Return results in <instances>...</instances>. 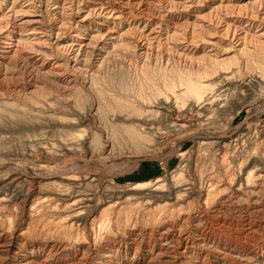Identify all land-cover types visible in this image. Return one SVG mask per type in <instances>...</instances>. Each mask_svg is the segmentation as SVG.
<instances>
[{"label": "rangeland", "instance_id": "rangeland-1", "mask_svg": "<svg viewBox=\"0 0 264 264\" xmlns=\"http://www.w3.org/2000/svg\"><path fill=\"white\" fill-rule=\"evenodd\" d=\"M43 1L31 9L41 17L39 32L52 36L42 47L19 44L8 57L1 48L8 27L0 25V264H264V46L221 63L203 60L204 31L192 23L210 13L211 0ZM137 3L136 16L156 36L143 53L114 43L124 48L110 45L114 55L101 67L94 45L76 59L68 51L71 34H86L82 25L87 32L102 27L100 34L119 29L102 23L96 7L121 4L129 12ZM9 4L0 0V15ZM71 11L91 14L75 27ZM188 81L204 86L200 99ZM205 97L213 101L202 103ZM201 127L231 133L223 140L187 137L173 156L140 159L123 174L83 165L71 177L39 183L1 169L10 163L59 172L85 161L165 155L175 138Z\"/></svg>", "mask_w": 264, "mask_h": 264}, {"label": "bare ground", "instance_id": "bare-ground-1", "mask_svg": "<svg viewBox=\"0 0 264 264\" xmlns=\"http://www.w3.org/2000/svg\"><path fill=\"white\" fill-rule=\"evenodd\" d=\"M8 0H2V4L7 2ZM43 1V0H42ZM51 1V0H50ZM81 1V0H80ZM118 1V0H117ZM128 1V0H127ZM158 1V0H157ZM164 1V0H163ZM170 1V0H169ZM167 1V2H169ZM172 1V0H171ZM199 0H197L198 2ZM44 2V1H43ZM42 2V3H43ZM47 2V0L45 1ZM49 2V1H48ZM60 2V1H59ZM71 2V1H70ZM69 2V3H70ZM86 2V1H85ZM94 2V0H93ZM130 2V0L128 1ZM134 1H131V3H133ZM137 2V0H136ZM135 2V3H136ZM140 2V1H139ZM145 2V1H143ZM150 2V1H149ZM162 2V1H161ZM160 2V3H161ZM186 2H188L186 0ZM209 2V1H208ZM35 3L34 0H10V4H9V9H7L6 12H4L2 15H0V25L1 24H5L7 25V30L5 31L4 35H3V40L4 42H2V50L3 52L8 56V55H15L17 53H19V51L16 50L17 47H19V44L21 46V44L25 45L24 43H29L32 44V46H37V47H42L44 44L43 42L47 43L48 41H50L52 39L51 34H44L42 32H39V23H40V15L36 12L31 10L32 8H36L35 7ZM68 3V2H67ZM79 4V2H77ZM76 3V4H77ZM88 3V2H87ZM111 3V2H110ZM123 3V2H122ZM121 3V4H122ZM154 3V2H153ZM166 3V2H165ZM174 3L176 2H172L170 3L172 6V10H174L176 7L174 6ZM180 3V2H178ZM182 3V2H181ZM180 3V4H181ZM199 3V2H198ZM204 3V1H203ZM38 4V3H37ZM39 4H41V1H39ZM44 4V3H43ZM49 4V3H47ZM46 4V5H47ZM65 4V3H64ZM83 4V3H82ZM81 4V5H82ZM121 4H112V5H108V6H98L95 8V11L97 12L96 17H98L102 23L103 22H108L110 21L111 23H115V24H119V29H117L116 31L113 30H105L104 32H102L100 34V29H96L94 31H89L87 32L86 29H89V26H84L82 25L83 30L86 33L83 37L79 36V34H71L72 38H67L66 39V43L71 42L72 43L70 45H67L68 51L70 50V52L75 53L74 58L76 55H78L81 51L82 48H87L91 45H94L90 51H92L93 49H97L99 51V55L98 57H95L93 59V62H95V64L97 65V63L99 64V66H103L106 65L110 62V58L112 57V55H114L113 50L109 53L107 51V49L110 47V45H120V44H114V43H122L127 41L129 42V44H127V48L131 51V52H135L137 53L138 51L142 52L146 50V44L145 42L148 41V39L152 36L151 33L149 31L146 32L147 30V26L140 21V19H138V16L136 15H141L140 11V4H142V2L135 4L134 6H131V10L129 9V7H127V10L129 9V12H126L124 10V7ZM156 4V3H155ZM167 4V3H166ZM201 4V3H200ZM210 4V3H209ZM214 7L211 8L210 13L208 15H204L202 14V16L200 15H196L194 16L195 21L192 23L193 24L192 28L193 30L198 27L200 28L203 32V36H199L200 38V44L202 46V51L204 53V59L203 60H211L209 62L211 63H216L219 62L221 63L222 61H226V60H232L233 58L236 57H240L246 54L251 53L252 51H255L259 46H264V32L261 31L263 23H264V0H227L226 3L224 4V2L222 0H211V5H214ZM54 7L52 9H55V11H57L56 9L59 8V4L57 2L54 3ZM75 5V4H74ZM92 5V4H91ZM96 5V4H94ZM134 5V3L132 4ZM149 5V3H148ZM165 5V4H164ZM169 5V3H168ZM179 5V4H178ZM185 7L187 6L186 3L183 4ZM195 5V4H194ZM198 5V4H197ZM208 5V4H207ZM62 6V4L60 5ZM83 6V5H82ZM125 6V5H124ZM151 6V5H150ZM158 6V4H157ZM190 7V5H188ZM50 7V6H49ZM67 7V6H65ZM76 7V6H75ZM88 7V6H87ZM164 7V6H163ZM175 7V8H174ZM178 7V6H177ZM183 6L181 5V8ZM48 8V7H47ZM61 8V7H60ZM69 8V7H68ZM74 8V7H73ZM92 8V7H91ZM91 8H88L89 10ZM143 8V7H142ZM164 8H167L164 7ZM180 8V7H179ZM46 9V8H45ZM78 9V8H77ZM81 9V8H80ZM168 9V8H167ZM170 9V8H169ZM185 9V8H184ZM189 9V8H188ZM47 10V9H46ZM71 10V9H70ZM79 10V9H78ZM155 10V9H154ZM178 10V9H177ZM187 10V9H186ZM60 11V10H59ZM144 11V10H143ZM158 12V10H156ZM163 11V10H162ZM168 11V10H167ZM170 11V10H169ZM168 11V12H169ZM176 11V10H175ZM174 11V12H175ZM1 12V10H0ZM40 12V11H38ZM42 12V11H41ZM165 12V11H164ZM54 13V12H53ZM61 13H63L61 11ZM72 14H70L69 19L71 21H73L75 27H79L81 26V23H84V18H88V16H90L89 14H91L90 12L86 13L84 16L82 15V13L79 12H75L73 13V11H71ZM145 13V12H144ZM166 13V12H165ZM182 13V12H181ZM190 13V12H189ZM197 13V12H196ZM208 13V12H207ZM206 13V14H207ZM43 14V12H42ZM178 14V13H177ZM216 14V15H215ZM143 15V14H142ZM172 15V14H171ZM66 16V14H65ZM151 16V15H150ZM163 16V13H162ZM161 17V16H160ZM169 17V16H168ZM142 18V17H140ZM162 18V17H161ZM225 18V19H224ZM94 19V18H93ZM92 19V21H93ZM143 19V18H142ZM150 19V18H149ZM152 19V18H151ZM150 19V20H151ZM87 19H85L86 21ZM174 21V19H173ZM89 22V21H88ZM100 22V21H99ZM140 22V23H139ZM141 22L144 24L141 26ZM163 22V21H162ZM186 24L187 21H185ZM92 23V22H91ZM154 23V22H153ZM173 23V22H172ZM176 23V22H175ZM156 24V23H155ZM166 24V23H165ZM177 24V23H176ZM22 25H25L26 28V32H18L19 27H21ZM62 25V22H61ZM65 25V23H64ZM96 25V24H95ZM114 25V24H113ZM68 26V25H67ZM170 26V25H169ZM175 26V25H174ZM180 26H183V23L179 25L178 28H180ZM3 27V25H2ZM106 27V26H105ZM155 27V26H154ZM189 27V25H188ZM64 28V27H63ZM68 28V27H67ZM104 28V27H103ZM115 28V27H114ZM138 28V29H137ZM165 28V27H164ZM168 28V27H167ZM190 28V27H189ZM60 29V28H58ZM70 29V28H68ZM74 29V28H73ZM113 29V28H112ZM162 29V28H161ZM184 29V28H183ZM67 30V29H65ZM72 31V29H70ZM76 30V28H75ZM90 30V29H89ZM165 30V29H164ZM186 30H187V26H186ZM198 30V29H197ZM48 31V30H47ZM54 31V30H53ZM161 31V30H160ZM179 31V30H178ZM183 31V30H180ZM2 32V31H1ZM60 32V31H59ZM65 32V31H64ZM78 32V31H75ZM138 32V35H137ZM186 32V31H185ZM193 32V31H191ZM147 33V34H145ZM168 33V32H166ZM171 34H168L170 36H174L177 35V29L173 28L172 32H170ZM184 33V32H182ZM195 33V32H194ZM201 33V32H200ZM63 34V33H62ZM157 34V33H156ZM12 35L15 37V42L9 41L8 37ZM58 35V33H57ZM73 35V36H72ZM154 35V34H153ZM180 35V34H179ZM186 35V34H185ZM192 35V34H191ZM191 35H189L190 37H192ZM195 35V34H194ZM199 35V33H198ZM67 36V35H66ZM70 36V35H69ZM158 36H162V35H158ZM182 36V35H181ZM187 36V35H186ZM153 37V36H152ZM59 38H61L59 36ZM74 38V39H73ZM154 38V37H153ZM156 38V36H155ZM154 38V39H155ZM162 38V37H161ZM195 38V37H194ZM58 38L55 36L54 40ZM152 39V38H151ZM164 39V38H163ZM175 39V38H174ZM173 39V42H175ZM12 40V39H11ZM153 40V39H152ZM151 40V41H152ZM159 40V39H158ZM155 41V42H158ZM166 40V38H165ZM164 40V41H165ZM167 40H168V36H167ZM182 40V39H181ZM188 40V39H187ZM186 40V41H187ZM191 40V39H190ZM47 41V42H46ZM150 41V43H151ZM171 41V40H170ZM189 41V40H188ZM193 41V40H192ZM52 42V41H51ZM50 42V43H51ZM55 41H53L54 43ZM62 42V41H61ZM76 42V43H75ZM166 42V41H165ZM162 42V43H165ZM181 42V41H180ZM179 42V43H180ZM58 43V42H57ZM126 43V42H125ZM149 43V41H148ZM160 43V40H159ZM161 43V45H162ZM168 43V42H167ZM178 43V42H176ZM183 43V41H182ZM181 43V44H182ZM28 44V45H29ZM43 44V45H42ZM197 44V43H196ZM22 45V46H23ZM48 45V44H47ZM51 44H49L50 46ZM54 45V44H53ZM57 45V44H55ZM62 46V44H60ZM125 45V44H123ZM122 45V46H123ZM151 45V44H150ZM150 45L148 46L150 49ZM166 45V44H165ZM187 45V44H186ZM220 45H224L226 46L224 49H222L220 52L218 50ZM77 46V47H74ZM121 45L118 46L119 49L120 48H124V46L122 47ZM154 46V45H153ZM172 46V45H171ZM211 47L210 50L205 51V47ZM47 47V46H46ZM51 47V46H50ZM56 47V46H54ZM99 47V48H97ZM186 47V46H185ZM199 47V46H198ZM32 48V47H31ZM30 48V49H31ZM64 48V46L62 47ZM117 48V47H115ZM173 47H170V49ZM205 48V49H204ZM223 48V47H222ZM35 49V48H34ZM56 50L58 49V47L55 48ZM60 49V48H59ZM58 49V50H59ZM127 49V51H128ZM61 50V49H60ZM63 50V49H62ZM87 50V49H86ZM183 50V49H182ZM37 51V50H36ZM89 51V50H87ZM120 51V50H119ZM211 51V53H210ZM40 52V51H38ZM44 52V51H43ZM42 52V53H43ZM56 52V51H55ZM61 52V51H59ZM94 52V51H93ZM138 52V53H139ZM232 52L233 55H231L230 59L229 58H221V56L226 55L227 53ZM1 53V52H0ZM31 53V52H30ZM37 53V52H35ZM51 53V52H50ZM58 53V52H57ZM63 53V51H62ZM67 53V52H66ZM143 53V52H142ZM175 53V52H174ZM44 54V53H43ZM61 54V53H60ZM68 54V53H67ZM93 54V53H92ZM5 55V56H6ZM38 55V53H37ZM47 55V54H46ZM85 55V54H84ZM88 55V54H87ZM94 55V54H93ZM142 55V54H140ZM182 55V54H181ZM6 56V57H7ZM48 56V55H47ZM45 56V57H47ZM56 57H58V54L55 55ZM54 56V57H55ZM86 56V55H85ZM179 56V55H178ZM9 57V56H8ZM15 57V56H14ZM18 57V56H17ZM29 57V56H28ZM62 57V56H61ZM77 57V56H76ZM88 58L89 55L87 56ZM49 58V57H48ZM80 58V57H79ZM85 58V57H84ZM82 58V59H84ZM92 58V57H91ZM30 59V58H29ZM59 59V58H58ZM62 59V58H61ZM64 59V58H63ZM76 59V58H75ZM81 59V58H80ZM112 59V58H111ZM39 60V59H37ZM44 60V59H43ZM56 60V59H55ZM65 60V59H64ZM86 60V59H85ZM50 61V60H49ZM53 62V59L51 60ZM75 61V60H73ZM45 62V61H44ZM66 62L67 64L71 63V58L66 57ZM80 62V60H79ZM77 61V63H79ZM86 62V61H85ZM25 63V62H24ZM63 63V62H62ZM35 64V63H34ZM56 64V63H55ZM75 64V63H74ZM39 70H43L45 68L48 67L47 64L39 63L37 64ZM86 65V64H84ZM55 66V65H54ZM58 66V65H57ZM78 66V65H75ZM98 67V66H97ZM104 67V66H103ZM60 68V67H59ZM64 68V66H63ZM106 68V66H105ZM51 69V68H50ZM94 69H98V68H94ZM100 69V68H99ZM98 69V70H99ZM37 70V69H36ZM97 70V71H98ZM107 70V69H106ZM44 71V70H43ZM48 71V70H47ZM38 72V71H37ZM50 72V71H49ZM53 72V70H52ZM59 72V71H58ZM61 72V71H60ZM67 72V71H66ZM99 72V71H98ZM42 73V72H41ZM40 73V74H41ZM46 73V72H45ZM48 73V72H47ZM30 74V73H29ZM56 74H60L57 73ZM39 75V74H38ZM43 75V74H42ZM49 75H51V72L49 73ZM45 77V75H44ZM53 77V76H52ZM95 77V76H94ZM37 78V77H36ZM41 78V77H40ZM65 79V78H64ZM69 79V78H68ZM72 79V78H70ZM93 79V78H92ZM47 80V77H46ZM67 81V80H66ZM79 81V80H78ZM191 81V80H190ZM188 81L187 83H189V92L192 96L196 97V98H201L202 93H203V89L204 86L202 84L199 83H194V82H190ZM90 82V81H89ZM72 84V83H71ZM89 84V83H88ZM82 85V84H81ZM91 85V83H90ZM67 86V85H66ZM30 87V86H28ZM32 87V86H31ZM73 87V86H71ZM75 88H77V86L75 85ZM73 88V89H75ZM88 88V86H87ZM69 89V88H68ZM83 89V88H82ZM89 91V90H88ZM79 92V91H78ZM92 93V92H91ZM148 97V96H147ZM150 97V96H149ZM122 98V97H121ZM213 100L210 97H205L202 101V103H211ZM144 103V102H143ZM135 108V107H134ZM173 110V109H172ZM137 111V110H136ZM140 111V109H139ZM169 111V110H168ZM253 112V111H252ZM136 113V112H135ZM173 113V112H172ZM255 113V112H254ZM146 114V113H145ZM252 114V113H251ZM250 114V115H251ZM137 115V114H136ZM188 119V118H187ZM146 120V119H145ZM184 125V124H183ZM128 127H130V129H134L131 128V126L129 125ZM206 128L201 127L196 131H190V133L186 134L183 133V135L181 134L180 137L178 136L177 139L175 138V141L172 142V149L169 153H166L165 155L163 154H158L157 152H145L144 154H133L131 156H127L126 158L122 159L121 161H118L117 159H113L109 160L107 162H98V161H93V162H79L78 164H76L75 166H72L71 168L65 170V171H52V170H33V171H27V169L22 168L21 166H18L16 164H3L1 165V169H7V171H15L18 174L26 177V178H30V179H37L40 183V181H43L45 183H49V182H54L55 180L53 178H57V177H71V175H74L73 173H76V170L79 171L78 169L81 167V169L85 168L86 166H91L92 169L91 170H96L98 171L99 169L101 170H107L108 172L112 171L115 172L116 174H123V173H128L129 171H132V169H134L133 167H136L139 160L140 159H149V158H160L162 159H167L170 156H173L172 154L174 152H176V149H178L179 144L182 140H185L187 137H197V138H203V139H208V138H214L218 139V140H223L228 138L227 136L231 133V132H224L221 134L218 133H214V132H210L208 130H205ZM134 132L136 131V129L133 130ZM189 132V131H188ZM134 134V133H133ZM132 134V135H133ZM136 134V135H135ZM134 135L136 136V138H140V132L139 133H135ZM140 137H139V136ZM144 139V138H143ZM200 143V142H199ZM104 146V145H102ZM103 149V148H102ZM141 153V152H140ZM181 154V153H180ZM126 160V161H125ZM124 161V162H123ZM125 164V165H124ZM85 167H82V166ZM126 168H124V166ZM125 170H122V169ZM82 169V170H83ZM86 169V168H85ZM14 172V173H15ZM80 172V171H79ZM79 172H77L79 174ZM106 172V171H105ZM7 173V172H6ZM72 173V174H71ZM102 173V172H100ZM110 174V173H109ZM260 174V173H259ZM115 175V174H114ZM24 179V178H23ZM58 185V183H57ZM157 188V187H155ZM159 189V187H158ZM209 195V194H208ZM76 200V199H75ZM74 200V201H75ZM78 200V199H77ZM79 201V200H78ZM69 204V203H68ZM77 212V211H75ZM80 213V212H77ZM75 214V213H74ZM77 215V214H76ZM169 231V230H168ZM165 233V232H164ZM165 236V235H163ZM45 260V259H44Z\"/></svg>", "mask_w": 264, "mask_h": 264}]
</instances>
